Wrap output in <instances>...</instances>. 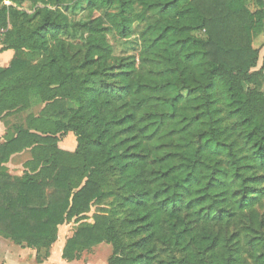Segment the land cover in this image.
<instances>
[{
	"label": "trees",
	"instance_id": "trees-1",
	"mask_svg": "<svg viewBox=\"0 0 264 264\" xmlns=\"http://www.w3.org/2000/svg\"><path fill=\"white\" fill-rule=\"evenodd\" d=\"M3 1L0 237L40 264L94 208L62 260L106 243L107 264H264V0H80L89 18L75 25L65 0ZM74 32L81 43L63 39ZM68 133L73 152L57 146Z\"/></svg>",
	"mask_w": 264,
	"mask_h": 264
},
{
	"label": "rangeland",
	"instance_id": "rangeland-1",
	"mask_svg": "<svg viewBox=\"0 0 264 264\" xmlns=\"http://www.w3.org/2000/svg\"><path fill=\"white\" fill-rule=\"evenodd\" d=\"M2 4L5 6H10V5L14 6L11 2L6 1V0L3 1ZM85 6H86V1L65 0L59 10L64 15L67 16L68 22L70 25H75L77 23H84L88 21V18H89L88 11L83 9ZM36 7H39V6H33L30 3H24L20 7H17V9L31 15L34 12ZM96 13L95 15L100 14L99 11H97ZM140 30H141V27H137L134 29V31L137 33ZM83 38L84 36L80 32H76V33L74 32L72 35L67 34V36H65L63 39L75 44V43H81L83 41ZM134 38H135V35H132L130 40ZM107 41L109 45L112 46L113 53L115 56H135L136 58L137 53L135 50H133L131 44L126 42L127 40L119 39L117 36L107 35ZM260 43H261V40L259 43H256V45H260ZM12 57H13V51H11V55L9 58L2 56V53L0 52V68L8 67ZM35 61L36 59H34V61H32L31 64H33ZM261 91L264 93V82L262 84ZM33 101H34V104L32 105V110H33V113L37 115L42 105L37 104V102L34 99ZM14 119H15L14 123L16 125L24 124L23 114H18ZM61 138L62 137H60V139ZM62 142H66L65 137ZM28 157H29V154L27 151H25L24 156L19 158L20 162H22L23 160H26ZM111 202L112 201L109 199L107 204L109 208V216L111 220H113V219L120 217V215L119 213L114 211V207ZM93 213H94V208L91 209L90 213L85 218H82L76 221L72 220L68 223L61 225L58 228V236H57V239H59L58 240L59 244L52 250L50 249V251L52 252V255L50 253L49 258H47L40 264H107V260L111 254V247L106 243L99 244L95 246L94 248H92V250L81 253L79 260H75L73 262H66L61 259L60 254L58 256L60 243L66 242L67 239L72 237L74 232L80 225L92 224V214ZM0 264H38V263H36V260H35L34 250L17 247L13 245L11 241L0 237Z\"/></svg>",
	"mask_w": 264,
	"mask_h": 264
},
{
	"label": "crops",
	"instance_id": "crops-1",
	"mask_svg": "<svg viewBox=\"0 0 264 264\" xmlns=\"http://www.w3.org/2000/svg\"><path fill=\"white\" fill-rule=\"evenodd\" d=\"M11 55V50H7L5 52H2V56H5L6 58H9ZM264 58V46L259 51V59H258V66H260L262 59ZM11 126V119H1L0 120V144L4 142L5 135L7 133L8 128ZM64 137L66 138V142H62L64 140ZM63 139V140H62ZM57 146L60 150L66 151V152H73L76 146L75 137L72 133H68L66 136H63L61 139L59 138V141L57 143ZM25 152L15 154L13 155L9 162L5 165V167L8 170V173L13 176H21L23 172V163L29 159V157L26 160H23L20 162V159L22 156H24ZM59 239H57V242H55L51 246V250L55 248L59 244ZM65 242H61L59 245V254L61 255L62 248L64 247ZM51 255L52 252L50 251Z\"/></svg>",
	"mask_w": 264,
	"mask_h": 264
}]
</instances>
